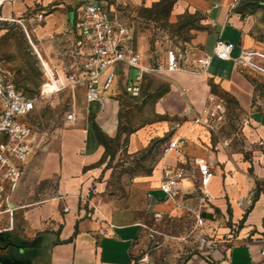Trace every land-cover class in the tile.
<instances>
[{
	"label": "rangeland",
	"instance_id": "1",
	"mask_svg": "<svg viewBox=\"0 0 264 264\" xmlns=\"http://www.w3.org/2000/svg\"><path fill=\"white\" fill-rule=\"evenodd\" d=\"M108 1L131 23L132 46L144 55L146 62L161 59L165 48H175L183 60L188 61L201 54L195 35L210 30L203 10L186 7L175 13L177 0ZM60 4L68 11L73 6H67L63 0H18L4 4L0 10V73L31 93L47 92L49 80L40 70L25 30L40 52L41 41L47 42L54 58L53 63L48 61L50 67H60L64 62L63 43L57 42L55 36L43 40L34 30ZM39 12L42 13L41 20L34 16ZM188 71L146 74L141 94L123 97L115 138H106L92 121L81 85L73 88L58 86L49 92L36 104L27 122L43 138V149L35 151L31 160L40 153H51L53 158L39 161L27 182L17 189L8 188L21 179L9 183L5 200L35 202L54 196L61 178L66 176L65 170L72 177L73 170L78 168L75 172L79 177L93 173L92 168L96 167L99 170L85 179L86 196L98 194L109 198L117 208L128 211L129 219L140 224L139 249L144 251L158 244L165 258L180 262L194 249L200 235L208 236L223 225L215 212H209V203H214L209 202L202 191L194 162L197 155H204L216 164L215 171H220L219 165L228 166L231 176L238 175L250 182V197L264 192V134L250 122L247 111L220 83L205 74L193 76ZM241 74L253 87L252 108L264 112V77L251 71ZM134 77L135 69L130 68L129 79ZM175 84L180 85L191 105L189 115L174 114L160 107L162 97ZM206 104L216 113L208 125L194 121ZM68 113L74 115L71 122L66 119ZM86 126L91 127L92 138L101 148L99 152L86 144ZM179 129L187 130L191 151L182 159L189 186L181 190L172 205L166 207L165 203L159 208L147 197V183L165 143ZM133 135L139 141L135 148L129 146ZM217 186L218 180L213 176L204 188L210 194ZM158 194L154 193V196ZM250 234L264 235V219L260 228L251 230Z\"/></svg>",
	"mask_w": 264,
	"mask_h": 264
},
{
	"label": "crops",
	"instance_id": "2",
	"mask_svg": "<svg viewBox=\"0 0 264 264\" xmlns=\"http://www.w3.org/2000/svg\"><path fill=\"white\" fill-rule=\"evenodd\" d=\"M63 1L70 6L79 0ZM186 7L203 10L210 24L208 32H197L195 35V42L200 44L201 53L211 52L217 39L234 44L233 56L237 55L240 48H264V0H177L174 5L175 13ZM63 8V4L58 5L52 13L44 17L41 25L35 28L39 38L46 40L55 36L57 42L63 43L70 16L68 10ZM40 45L41 52L37 47L36 49L43 61L53 63L54 58L49 53L47 42L41 41ZM47 65L50 67L48 63ZM188 73L193 76L205 74L220 83L238 105L247 111L250 122L264 134V112L252 108V84L237 71L231 60H220L212 56L205 72ZM116 92L113 89L111 93L103 94V107L97 101L85 103L87 113L106 138H115L118 132L119 111L125 95H116ZM160 107L174 114L189 115L191 105L183 95L180 85L175 84L162 97ZM90 126L84 129L86 144L99 152L101 148L96 146ZM186 132V129H179L178 133L169 139L183 136L187 141L185 150L190 155ZM129 143L130 147L135 148L139 141L133 135ZM42 149L43 146L36 151ZM50 154L40 153L35 156L34 161L31 160L32 156L25 166V176L21 178L22 175L19 178L21 180L8 189L15 190L25 184L39 161L53 158ZM200 156L208 160L213 176L218 180L217 188L209 194V202L214 205L209 203L208 208L209 212H215L219 216L223 225L217 228L215 235L209 233L205 236L204 241L197 239L194 249L180 263H261L264 260V254L260 252L264 245V235H252L250 232L260 228L264 219V192L254 198L250 197V182L238 175L231 176L227 171L228 166L219 165L220 171H215L216 164L204 155L199 154L196 157ZM161 163L160 157L147 183V190L152 191L153 195L160 193L156 188ZM92 170L93 173L88 172L86 176L79 177L76 174L78 168L73 170L72 177L65 170L66 176L61 178L57 194L54 196L35 202H17L11 198L5 200L9 210L0 214V264L176 263L164 257L158 244L144 251L139 249L140 224L129 219L128 211L117 208L109 198L98 194L86 196L88 185L85 179L99 169L95 167ZM181 184V190L189 186L187 180ZM160 198L161 193L149 199L159 208L165 203L166 207L174 203L173 200L161 201ZM238 200H242L241 205H237Z\"/></svg>",
	"mask_w": 264,
	"mask_h": 264
},
{
	"label": "built area",
	"instance_id": "3",
	"mask_svg": "<svg viewBox=\"0 0 264 264\" xmlns=\"http://www.w3.org/2000/svg\"><path fill=\"white\" fill-rule=\"evenodd\" d=\"M16 1L0 0V10L4 4ZM68 13V29L62 40L64 62L60 67L51 68L57 85L46 77L49 80V84H46L48 91L31 93L0 73V214L9 210L4 198L7 185L23 175L28 160L42 147V136L27 122V118L35 110L36 104L58 86L73 88L81 85L84 101H97L103 107V94L111 93L113 89L117 91L116 95L121 93L138 97L146 74L188 71L189 68V72L202 73L206 71L212 56L231 60L240 73L251 71L264 77V50L259 48H240L233 56L234 44L217 39L211 52H202L193 60H183L175 48H165L161 59L148 63L144 55L132 46L131 23L111 1L83 0L71 6ZM34 16L41 20L42 13ZM25 35L32 44L30 33L25 30ZM130 68L135 69L134 79H129ZM119 77L121 80H118ZM215 114L211 105L206 104L194 121L208 125ZM66 119L73 121V113H68ZM186 144V139L179 136L169 139L162 149L156 188L161 193V201L175 200L181 192V183L188 179L186 168L182 165V159L188 156ZM194 162L202 191L209 200L204 186L213 176L211 166L203 156L195 157ZM147 197L153 198V192L148 191ZM241 204L242 200H238L237 205ZM66 210L67 207L64 208ZM197 239L204 241L205 236L200 235ZM260 252L264 254V245ZM259 264H264V260Z\"/></svg>",
	"mask_w": 264,
	"mask_h": 264
},
{
	"label": "bare ground",
	"instance_id": "4",
	"mask_svg": "<svg viewBox=\"0 0 264 264\" xmlns=\"http://www.w3.org/2000/svg\"><path fill=\"white\" fill-rule=\"evenodd\" d=\"M32 46H33V48H34V51H35V54H36V56H37V59H38V61H39V66H40V70H41V72L42 73H44V71L45 72H47L48 73V75L46 74V73H44L45 75H46V77H48L49 79H51L56 85H57V82H56V80L54 79V77H53V75H52V70H51V67L48 69L47 68V66L45 65V63H44V59L41 57V55H40V53H39V51L36 49V46L32 43ZM46 61V60H45ZM47 63H48V61H47ZM49 64V63H48ZM42 66H43V68H42ZM50 66V65H49ZM43 69H44V71H43Z\"/></svg>",
	"mask_w": 264,
	"mask_h": 264
}]
</instances>
